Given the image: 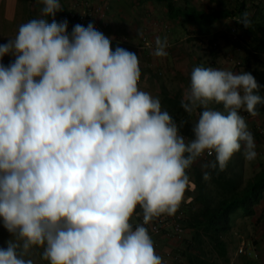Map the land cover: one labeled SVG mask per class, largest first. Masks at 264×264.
I'll return each mask as SVG.
<instances>
[{
  "label": "clouds",
  "instance_id": "1",
  "mask_svg": "<svg viewBox=\"0 0 264 264\" xmlns=\"http://www.w3.org/2000/svg\"><path fill=\"white\" fill-rule=\"evenodd\" d=\"M38 2L39 17L0 44V220L11 236L0 264H165L147 226L176 214L201 158L214 157L204 181L241 150L256 159L241 113L259 114L261 85L250 72L194 67L181 100L197 117L186 138L141 89L136 53L113 50L91 22L69 32L55 19L60 0ZM236 22L252 26L248 12ZM154 44L167 57V37Z\"/></svg>",
  "mask_w": 264,
  "mask_h": 264
},
{
  "label": "trees",
  "instance_id": "2",
  "mask_svg": "<svg viewBox=\"0 0 264 264\" xmlns=\"http://www.w3.org/2000/svg\"><path fill=\"white\" fill-rule=\"evenodd\" d=\"M133 1L136 4L139 1H152L162 4L168 21L170 23H177L184 30L185 34L197 39L198 36L204 35L216 37L212 33L215 24L225 18H239L244 12H247L245 4L235 10L221 9L206 12L205 10H199L189 5L188 2L190 0ZM69 11L63 12V19ZM32 18L36 17L32 16ZM250 19L252 26L249 29L244 28L240 24L239 26L245 35V40L251 45V49L257 53L264 54V18L259 23L255 22L252 17ZM75 24L77 23L69 21V26L73 27ZM87 25L84 24L85 27ZM168 25L170 26L169 23ZM106 29L107 27H102L98 30L106 35ZM167 31H170L169 27ZM113 46H116V44L112 43V48ZM250 73L261 85L258 94L262 95L264 92L263 72L250 71ZM258 106L257 111H259ZM163 109L172 115L178 125H182L180 128L181 133L186 138H192L191 128L195 123L194 116H189L183 110L181 100L178 98H170ZM204 170L195 169L193 171V184L196 195L192 201L191 210L188 212L186 209L184 213V239L177 241L181 242L180 246H184L171 250L184 259V264H216L209 252H207V248L210 251H214L219 257L226 259L228 255V244L225 236L232 230L233 215L239 211L246 215H253L255 206L260 204L264 197V166L244 184H242V181L236 174H231L229 163L223 172L209 170L211 171V179L209 181L202 179V172ZM210 184H212L211 187ZM246 264L259 263L250 260Z\"/></svg>",
  "mask_w": 264,
  "mask_h": 264
},
{
  "label": "rangeland",
  "instance_id": "3",
  "mask_svg": "<svg viewBox=\"0 0 264 264\" xmlns=\"http://www.w3.org/2000/svg\"><path fill=\"white\" fill-rule=\"evenodd\" d=\"M95 5L107 6L109 8L106 14V23L108 24L105 33L108 37L112 38V43H115L116 46H113V50L119 45L131 52H134L138 55L140 60L141 67V79L142 83L140 85L142 90L150 92L155 96L153 90L148 88L149 84L153 83L155 85L160 84L162 81L167 79V70L163 64H159V58H156L152 55V52L147 51L143 53V50L139 49L140 37L137 36L138 31H142L144 35H148L153 41L155 40L156 35L154 31L152 32L149 27H154L157 31V34L161 37H167V40L171 42V49L180 50L182 53V60L186 63L192 59L193 55H202L207 56L212 54V50L204 47L199 44L197 38L185 34L182 28L178 29L176 36L172 35L165 29V25L168 23L165 21L161 4L156 8V15L158 19H153L149 17L147 21V26L143 24V21L137 19V11L141 10L140 8L134 7L132 0H89ZM63 10L56 14L55 19L57 21L63 20V12L73 9L75 0H60ZM43 7L38 0H33L30 11L26 13V16L21 19V23L32 19V16L39 17L40 9ZM141 20V19H140ZM51 22V18H49ZM157 26H155L154 24ZM233 25V24H232ZM170 28V26L168 25ZM227 26H219L217 29H213L212 33L215 36L221 38V52L223 51H233V47L229 44V41L226 36L228 31ZM242 30V29H241ZM143 35V36H144ZM13 36V0H0V44L6 43L8 37ZM125 36V38H123ZM246 43V42H245ZM115 47V48H114ZM246 52V56L250 57L251 60L254 59L251 52L245 50V47L242 50V53L238 55V58L243 60V53ZM228 53V52H227ZM166 58V57H165ZM12 58L5 56L3 58V63L7 65ZM199 59L202 58L199 56ZM255 60V59H254ZM257 61V60H255ZM256 63V62H255ZM202 65V64H201ZM260 65V63H259ZM149 75L148 77L145 74ZM161 73V74H160ZM145 78V80H144ZM152 89V88H151ZM158 97V96H156ZM162 99H166V95H160ZM261 140L264 141V138L261 137ZM237 154H234L230 160V171L231 174L237 175L242 184H244L250 177L255 175L258 169H261L264 166V160L261 161V165H254L247 162H241L237 160ZM214 159V157H212ZM211 159V160H212ZM209 161V160H208ZM207 161L198 160L196 164L188 171V175L194 183L193 171L195 169L202 170V165ZM233 164V165H232ZM257 171V172H256ZM194 185V184H193ZM212 184H210V187ZM196 195L194 192V187L190 188L185 193L183 200L185 210L188 212L191 210V204ZM255 212L253 215H246L243 212L239 211L237 214L233 215V227L232 230L225 236V240L228 244V255L226 259L219 257L214 251H210L207 248V252L211 255L212 259L216 264H246L247 261H257L259 264H264V205L261 202L255 206ZM187 212V213H188ZM11 239L10 234L6 229L3 228L2 220H0V247H6V242ZM181 242L170 241L169 243L163 244L160 247L157 253H161L167 249L174 250L180 248ZM169 245V246H168ZM244 248L243 252H239V248ZM159 248V247H157ZM156 248V249H157ZM38 264L41 262L38 261Z\"/></svg>",
  "mask_w": 264,
  "mask_h": 264
},
{
  "label": "crops",
  "instance_id": "4",
  "mask_svg": "<svg viewBox=\"0 0 264 264\" xmlns=\"http://www.w3.org/2000/svg\"><path fill=\"white\" fill-rule=\"evenodd\" d=\"M33 0H13V36L15 35L17 31L18 25H20V22L22 21L21 19L26 16V13L30 11V7L32 4ZM132 2L135 4L134 7L140 8L141 10L137 11V19L139 21H143V24L147 26V21L149 20V17H153V19H158V15H156V8L159 6L160 3L157 2H152V1H147V2H142L139 1L137 4L132 0ZM215 2V3H213ZM190 0L188 2L189 5L196 7L199 10H205L206 12H211L215 10H221V9H230V10H235L236 8L241 7L243 4H245V8L247 12L249 13V16L254 18L255 22L259 23L263 21L264 18V0ZM161 10L162 14L167 23L170 24V31H168L172 37L176 36V33L178 29H180L179 25L177 23H170L166 17V12L164 10L163 5L161 4ZM160 9V7H158ZM157 8V9H158ZM141 19V20H140ZM235 19H238V17H229L225 18L221 22L217 23L214 25L213 29L219 28V26H231L234 24ZM154 24V23H153ZM157 26L156 24H154ZM172 26V27H171ZM149 29L154 31V34L156 36H160L157 34V30L154 27H149ZM229 29V28H228ZM161 37V36H160ZM110 38V37H109ZM163 38V37H161ZM112 39V38H111ZM113 41V40H111ZM245 50H248V52H251L254 59L257 60L255 61L254 59L251 60L250 57L246 56V52L244 51L243 53V67L238 68L235 65L231 64L228 59H227V52L229 51H213L211 55L207 56H202V55H193L192 59H190L189 64L188 62L182 60V53L180 50H175V49H168V55L165 58H159V64L165 65V68H168L167 70V79L162 81L160 84L155 85L153 83L149 84L148 88L150 90H153L155 96H158L162 108L166 106L168 99L170 98H178L179 100H182L183 93L185 89L189 86L190 84V74L193 70L194 67L196 66H212L216 68H225L232 70L234 72H250V71H261L263 72L264 76V54L257 53L251 49V45L249 42L246 41L245 45ZM144 54L147 52L142 51ZM199 56L202 58L201 60L199 59ZM256 62V63H255ZM260 63V65H259ZM202 64V65H201ZM146 77L149 79V75L146 73ZM264 79V78H263ZM145 80V78H144ZM141 85V84H140ZM152 88V89H151ZM165 94L166 99H162L160 95ZM264 97V92L261 95ZM217 108L221 106H215ZM258 115L256 117L250 116L246 112H242L241 114L245 117L250 131L254 135L255 143H256V152H257V157L253 161H248L244 158L243 155V150L241 152L236 153L237 154V160L241 162H247L250 164L254 165H261V161L264 160V141L261 140V137L257 129L259 127L264 128V105L258 106ZM194 116V120L196 121L197 117L196 115ZM231 164V162H229ZM233 165V164H232ZM258 169L257 171H259ZM256 171V172H257ZM150 232V231H149ZM150 235L153 238L155 248L159 247L156 249V252L160 249L161 246L165 243H169L170 241H176L172 238H169L165 235H153L150 232ZM169 246V245H168ZM171 251L169 249L157 253L160 256L165 254L166 252Z\"/></svg>",
  "mask_w": 264,
  "mask_h": 264
},
{
  "label": "built area",
  "instance_id": "5",
  "mask_svg": "<svg viewBox=\"0 0 264 264\" xmlns=\"http://www.w3.org/2000/svg\"><path fill=\"white\" fill-rule=\"evenodd\" d=\"M109 8L107 6L102 5H95L88 0H75L73 9L69 11L67 15H65L64 19L68 21H74L77 24H89L90 22L95 25L97 29H101L102 27H108L106 23V14ZM237 20V19H235ZM165 29H168V25H165ZM72 26H68V31L71 32ZM227 39L231 47H233L232 52L227 53L228 61L235 65L238 68L243 67V61L238 58V55L242 53L244 48L246 38L241 30L239 24L235 22L233 25L230 26L228 31L226 32ZM125 38V36L123 37ZM199 44L207 47L213 51H220L221 50V38L212 35H204L198 36ZM170 49L172 44L168 41ZM155 47L154 41L148 36L144 35L140 38L139 41V49L143 50L144 52L150 51L153 52ZM161 74V73H160ZM142 83V79L140 80V84ZM257 132L260 136L264 137V128L259 127ZM212 157L205 156L201 158V161L210 160ZM262 203L264 205V197L262 199ZM184 213H185V206L183 201L173 216L162 215L159 218H156L151 224L147 227L149 231L153 235H165L169 238H172L176 241H182L185 236V226H184ZM243 246L239 248V252H243ZM162 258L165 264H184V259L179 255L174 253L173 251H168L162 255Z\"/></svg>",
  "mask_w": 264,
  "mask_h": 264
}]
</instances>
